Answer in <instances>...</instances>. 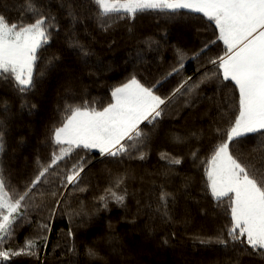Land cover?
<instances>
[{"label": "trees", "instance_id": "1", "mask_svg": "<svg viewBox=\"0 0 264 264\" xmlns=\"http://www.w3.org/2000/svg\"><path fill=\"white\" fill-rule=\"evenodd\" d=\"M85 2L37 0L56 17V28L37 61L36 87L22 93L11 80L0 79V120L6 125L0 162L15 187L22 188L34 176L38 159L41 163L50 160L57 147L52 131L62 121L65 104L105 106L111 100V90L132 75L146 86L155 85L161 96L170 94L187 77H191V84L206 72L218 75L204 78L191 95L171 103L155 127L147 122L141 125L148 136L145 160H118L101 157L95 150H77L91 159L81 173V185L86 190L72 192L70 197L65 193L68 205L61 202L51 219L50 209L55 205L51 197L46 196L40 207L29 209L30 222L17 230L10 246L21 248L38 234L47 235V240L38 241V256L20 255L3 264H264V255L246 245L229 243L224 248L194 241L196 236L226 233L230 224L229 202L225 199L218 205L211 196L206 165L201 163L220 142L238 108V89L231 81H223L217 66L209 63L225 52L214 23L187 10H181L176 19H169L170 14L146 12L135 20L118 19L104 30L95 19L94 5L89 4V10L79 7ZM23 3L0 0V12L15 20ZM69 3L77 6L78 22L66 14L64 6ZM71 40H78L90 55H77L69 47ZM176 48L187 55L180 73L173 72L178 66ZM53 55L60 59L48 66L47 59ZM5 104L7 113L2 111ZM177 136L183 142H176ZM261 139L259 134H249L242 138L240 150L247 153ZM197 149L199 158L194 162L191 153ZM163 152L181 158L182 163L169 166L160 158ZM242 159L257 166L264 164L259 154ZM125 173L129 176L126 206L112 201L103 208L98 197L116 176ZM161 186L176 197L171 222H165L155 211ZM81 210L87 215H77ZM45 223L50 225L47 233L41 228ZM165 239L168 245L163 243ZM88 249L98 251L103 259L90 258Z\"/></svg>", "mask_w": 264, "mask_h": 264}, {"label": "snow or ice", "instance_id": "2", "mask_svg": "<svg viewBox=\"0 0 264 264\" xmlns=\"http://www.w3.org/2000/svg\"><path fill=\"white\" fill-rule=\"evenodd\" d=\"M89 4L95 6V19L104 30L118 19L135 20L137 15L146 12L170 14L169 19H176L181 10H187L202 14L214 23L225 52L209 63L217 66L223 81H231L238 89V108L223 130L220 142L211 147L209 157L201 163L206 165L211 196L218 205L225 199L229 202L230 224L226 226V233L221 231L214 237L196 236L194 241L202 246L217 243L224 248L229 243L246 245L264 255V164L257 166L251 160L242 159L259 154L264 161V0H86L79 7L89 10ZM64 7L71 20L78 22L77 6L69 3ZM55 28L56 17L37 0H24L22 12L15 20L0 12V79L11 80L22 93L35 89L37 61L43 56L41 50L49 43ZM69 47L82 58L90 55L88 48L78 40H71ZM175 54L178 66L173 72L180 73L187 55L180 48L175 49ZM198 55L191 58L196 59ZM59 59L53 55L47 59V65L54 66ZM39 75H43V71ZM216 75V72H206L191 84V77H187L164 96L157 94L155 85L146 86L132 75L111 90V100L105 106L97 108L87 102L65 104L62 121L52 131L56 149L49 161L37 160L36 173L22 188L11 183L0 162V264L20 255L38 256V241L47 240V235L38 234L26 240L21 248L10 246L17 230L30 222L29 209L40 207L46 196L51 197L55 201L50 209L51 219L61 202L68 205L65 193L70 197L72 192L86 190L81 185V173L91 159L77 150H96L101 157L118 160L121 157L145 160L148 136L141 125L147 122L155 127L171 103L191 95L204 78ZM8 110L5 104L2 111L7 113ZM5 129V122L0 120V158L5 152ZM216 131L221 133L219 128ZM249 134H259L262 139L245 153L240 150V144ZM174 139L183 142L179 136ZM198 152L199 149L191 153L194 162L199 158ZM160 158L169 166L182 163L181 158L167 152L161 153ZM128 179L127 173L116 176L112 185L98 197L99 204L107 209L114 201L125 207ZM69 186H72L71 191ZM175 204L176 197L161 186L155 211L165 222H171V209ZM77 215L87 213L81 210ZM41 228L44 233L50 231L47 223ZM163 243L168 245L169 241L165 239ZM88 255L92 259H103L94 249H88Z\"/></svg>", "mask_w": 264, "mask_h": 264}, {"label": "rangeland", "instance_id": "3", "mask_svg": "<svg viewBox=\"0 0 264 264\" xmlns=\"http://www.w3.org/2000/svg\"><path fill=\"white\" fill-rule=\"evenodd\" d=\"M96 151V150H95Z\"/></svg>", "mask_w": 264, "mask_h": 264}]
</instances>
